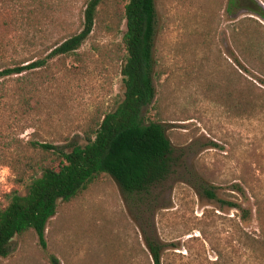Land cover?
Listing matches in <instances>:
<instances>
[{"label": "rangeland", "instance_id": "1", "mask_svg": "<svg viewBox=\"0 0 264 264\" xmlns=\"http://www.w3.org/2000/svg\"><path fill=\"white\" fill-rule=\"evenodd\" d=\"M89 0H0V208L24 195L54 156L85 143L123 98L126 0H103L80 49L52 56L77 34ZM264 8V0H257ZM155 97L144 123L164 126L171 173L141 193L108 176L58 202L45 229L15 236L0 264H264V20L229 0H155ZM229 8V9H228ZM238 186V187H237Z\"/></svg>", "mask_w": 264, "mask_h": 264}, {"label": "trees", "instance_id": "2", "mask_svg": "<svg viewBox=\"0 0 264 264\" xmlns=\"http://www.w3.org/2000/svg\"><path fill=\"white\" fill-rule=\"evenodd\" d=\"M102 2H87L81 30L56 45L50 57L75 54L80 49L94 29ZM229 5H238L264 20V8L257 0H229ZM123 19L126 29L122 36V100L104 115L96 128L85 133L83 145H74L66 152L49 144H36L51 152L54 160L40 167L26 194L6 195L7 204L0 208L1 258L9 255L13 238L29 230L36 233L41 249L46 250L45 229L56 213L58 202L74 200L94 179L108 176L122 193L132 194L144 192L171 173L172 145L164 126L157 122L144 123L142 118L143 109L155 97V0H126ZM45 65V60H39L6 67L0 71V78L19 76ZM147 246L153 264H160L158 248L153 244ZM48 261L61 264L54 255H49Z\"/></svg>", "mask_w": 264, "mask_h": 264}]
</instances>
